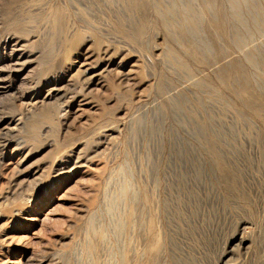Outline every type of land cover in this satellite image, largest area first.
<instances>
[{"label":"rangeland","instance_id":"1","mask_svg":"<svg viewBox=\"0 0 264 264\" xmlns=\"http://www.w3.org/2000/svg\"><path fill=\"white\" fill-rule=\"evenodd\" d=\"M259 4L0 0V264H264Z\"/></svg>","mask_w":264,"mask_h":264},{"label":"bare ground","instance_id":"2","mask_svg":"<svg viewBox=\"0 0 264 264\" xmlns=\"http://www.w3.org/2000/svg\"><path fill=\"white\" fill-rule=\"evenodd\" d=\"M248 5V4H247ZM187 10H188V8H186ZM252 9L256 12V14H257V16L259 17V18H261L260 19V25L261 26H264V11H263V9H262V5L261 4H259L258 6H253L252 7ZM173 10H176V9H173ZM187 10H184V11H187ZM232 10L235 12V14H236V16H237V18H238V22H240V23H243L242 21V18L240 17V15L242 16V7H241V5H234L233 6V8H232ZM174 13L175 14H177L175 11H174ZM173 13V14H174ZM190 13V12H189ZM241 13V14H240ZM184 14H185V12H184ZM246 14V13H245ZM186 15V14H185ZM256 16V17H257ZM223 17V16H222ZM227 21V20H226ZM198 23H193V22H189V27H190V29H191V31H192V33L194 34V36H195V38L196 37H198L197 39L199 40L200 39V34H199V32L197 31V29H196V25H197ZM254 25H255V23H254ZM258 25V24H257ZM260 25H258L259 27H260ZM257 27V26H256ZM241 28V27H240ZM263 29H264V27H263ZM240 31V30H239ZM186 32V31H185ZM254 36V35H253ZM217 37V36H216ZM194 38V39H195ZM237 38V37H236ZM197 40V41H198ZM239 40V41H238ZM248 40L247 39H244V38H242V36H240L239 35V37H238V39H237V42H236V45L234 46L235 48H237V49H243L244 51H245V48H247V47H250V44H248V42H247ZM198 42H200V41H198ZM197 42V43H198ZM250 49V48H249ZM254 50H255V48H254ZM243 52V51H242ZM262 52V51H261ZM258 53V52H257ZM221 55V54H220ZM262 55H264L263 53H262ZM245 57L247 58V60L251 63V64H256L257 63V57H256V54L254 53V51L253 50H250V51H248L247 52V54L245 55ZM262 57V56H261ZM233 66H234V69L236 70V71H238V69L239 68H241V65H238V66H236V62H234L233 63ZM247 77L248 76H246L245 77V79L244 80H246L247 79ZM249 85V84H248ZM217 161H218V158H217ZM221 165V163H220V161H219V166ZM230 262V264H233V261H229Z\"/></svg>","mask_w":264,"mask_h":264}]
</instances>
